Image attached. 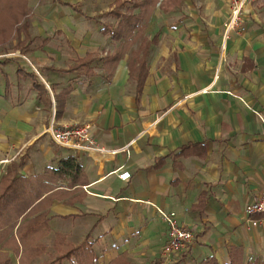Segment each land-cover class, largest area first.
<instances>
[{
    "label": "crops",
    "instance_id": "1",
    "mask_svg": "<svg viewBox=\"0 0 264 264\" xmlns=\"http://www.w3.org/2000/svg\"><path fill=\"white\" fill-rule=\"evenodd\" d=\"M133 2L118 8L137 16L128 38L83 36V21L74 18L58 45L31 34L41 46L26 55L0 50V161L10 160L0 177L14 166L33 177L68 155L81 166L78 182L60 180L42 194L41 208L18 219L10 246L0 244V262L264 264V230L249 226L244 212L264 191V1L246 4L241 29L226 35L228 0H152L144 15ZM109 13L111 23L93 20L110 31L119 18ZM61 23L56 18V30ZM91 59L79 70L86 74L70 72ZM54 95L62 102L57 113ZM50 124L87 125L97 146L116 152L58 147ZM118 169L130 173L128 181ZM158 211L193 232L186 250L164 253ZM34 218L39 233L25 240L41 253L23 256L15 231Z\"/></svg>",
    "mask_w": 264,
    "mask_h": 264
},
{
    "label": "trees",
    "instance_id": "2",
    "mask_svg": "<svg viewBox=\"0 0 264 264\" xmlns=\"http://www.w3.org/2000/svg\"><path fill=\"white\" fill-rule=\"evenodd\" d=\"M52 2L76 9L74 4L62 0H52ZM150 2H152V0H142L140 2L136 0L133 2L132 8L139 7L140 10L142 9L141 14L144 15L147 11L145 5ZM122 5L121 1L118 3L117 7L120 8ZM25 8V0H0L1 50H18L21 54L26 55L30 49H35L38 46H41L38 44V39L35 37L33 38L29 32V25L25 18ZM109 15L119 18L118 25L115 29L110 31L108 28L104 27L101 29V32L109 34L112 39L119 40L122 37L128 38L137 30V16L131 13V11L128 12V14L122 15L120 10H115L110 12ZM13 39H15L14 43H12ZM92 62V59L88 61H80L79 64L70 69V72H80L79 70H81V68L82 70L84 68L89 69ZM20 71L21 69H17V72ZM83 72L81 71L80 73L86 74L87 71ZM26 75L36 79L35 74L32 72ZM33 87L37 91L38 98L46 101L48 93L44 85L39 81H35ZM50 88L52 89V86H50ZM54 97L57 113L62 102L56 95H54ZM48 102H50L49 99ZM16 169L17 166L8 168L5 174L0 177V244H2L3 247L10 246L13 239V229L16 227L18 219L22 217L24 220L29 216V214H25V211L29 208H33V210L41 208L42 201L38 202V200L42 194L53 191L60 180L66 179L69 186H73L78 182L81 166L76 157L68 155L56 160L54 166H47L43 173L33 177L21 176L17 173ZM36 202L37 205H35ZM40 226L41 221L38 218L30 220L28 223L21 222L18 224L15 234L20 241L22 250L21 254L23 256H33L41 253V250L38 247H33L32 243H27L25 240L28 235L35 236L38 234ZM13 249L16 254L19 253L18 246H15ZM0 264H8V260L2 261ZM204 264L217 263L212 259H207ZM229 264L232 263L230 262Z\"/></svg>",
    "mask_w": 264,
    "mask_h": 264
},
{
    "label": "built area",
    "instance_id": "3",
    "mask_svg": "<svg viewBox=\"0 0 264 264\" xmlns=\"http://www.w3.org/2000/svg\"><path fill=\"white\" fill-rule=\"evenodd\" d=\"M254 0H228L229 16L224 23L225 35L232 30L241 29V13L246 4ZM264 1V0H263ZM224 45H221V50ZM51 140L55 145L61 148H66L72 151L86 152H109L114 154L116 151H107L95 144L93 141L89 127L87 125H72L62 128L54 127L52 124L46 129ZM9 159L0 161V167L8 164ZM117 178L121 181H128L130 173L118 169ZM244 212L247 216V221L251 227H261L264 230V191L256 198V200L245 206ZM159 217L166 224V242L164 245V253L180 252L186 250L194 240L193 232L187 227L177 224L174 213H165L158 211Z\"/></svg>",
    "mask_w": 264,
    "mask_h": 264
},
{
    "label": "rangeland",
    "instance_id": "4",
    "mask_svg": "<svg viewBox=\"0 0 264 264\" xmlns=\"http://www.w3.org/2000/svg\"><path fill=\"white\" fill-rule=\"evenodd\" d=\"M26 1V8L25 11V18L27 19V23L29 25V32L32 35L38 34H47L51 36V45L55 44L58 45L59 40L57 37L59 36L58 32H72V20L74 18H80L83 21V28L78 30V33L86 35L90 34L95 36L96 34H101V29L105 26L103 24H97L94 22L93 19H101L102 22L108 24L111 23L115 18H111L108 16V11L111 8L114 9L115 5H118L123 0H62L67 1L68 3L74 4L75 8L72 7H64L60 6L61 4L54 3L52 0H25ZM129 3L135 0H128ZM60 4V5H59ZM118 10V7L115 8ZM125 10V8H124ZM119 11V10H118ZM123 11V10H122ZM89 17V19H85L83 16ZM59 19L61 21H68L66 24L61 23L58 24L59 29L56 30L57 26H54L55 20ZM78 20V19H77ZM55 27V28H53ZM82 27V26H81ZM108 26H106L107 28ZM58 29V28H57ZM15 42V39L12 40V43ZM64 46V45H63ZM2 46H0V50ZM65 47V46H64ZM10 50V49H9ZM17 52H10V55L17 56ZM68 56V55H67ZM20 57V55H19ZM66 57V55H64ZM62 57L63 60L65 58ZM21 62L23 65L27 66L28 69H32L33 67L27 62L26 57H20ZM67 61V60H66ZM62 62L59 66L68 65V62ZM70 62V61H69ZM63 65V66H64ZM34 69V68H33ZM13 77V75H11ZM10 77V76H9ZM11 80L13 81V78Z\"/></svg>",
    "mask_w": 264,
    "mask_h": 264
}]
</instances>
